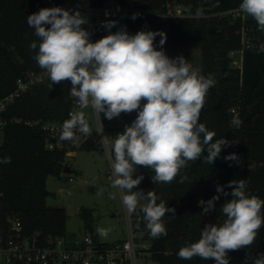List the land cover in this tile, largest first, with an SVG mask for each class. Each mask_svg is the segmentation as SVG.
Returning <instances> with one entry per match:
<instances>
[{
	"label": "trees",
	"instance_id": "obj_1",
	"mask_svg": "<svg viewBox=\"0 0 264 264\" xmlns=\"http://www.w3.org/2000/svg\"><path fill=\"white\" fill-rule=\"evenodd\" d=\"M67 0H0V101L14 92L18 80L29 73H42L32 50L33 41L39 43L34 30L27 24V17L41 8L60 7ZM124 3V0H121ZM242 0H137L135 12L126 20L130 34L138 31L166 33L163 46L161 37L156 36L157 49L199 50L202 54V74H211L216 84L206 97L200 122L215 139L225 138L233 142L223 148L220 156L209 165L203 157L180 170L171 183H153L152 170L144 171V179L133 189L145 195L151 191L163 202L175 208V216L167 213L162 219L166 236L153 238V257L161 264H215L200 258L180 259L179 250L200 238L202 228L209 223H221L225 217L221 206L232 197L220 195L215 201L216 209L202 214L201 199L207 201L217 193V185L224 190L232 181L236 161L225 159L235 153L243 167L247 180V193L264 199V53L258 49L264 44V31L251 17L245 22L228 12L239 9ZM190 8L193 15L169 17V8ZM133 14L137 15L135 20ZM50 27V25L48 26ZM84 27V26H83ZM246 28L250 46L244 49L242 67L233 64L232 51L243 48L242 29ZM119 29H112L116 32ZM109 34L97 35L95 41ZM75 97L71 95L70 81L51 85L50 78L31 86L17 97L2 113L8 120L4 129V140L0 145V158L11 157V163H0V239L11 232L9 219L18 216L22 220L27 236L37 235L43 243L61 236H69L67 230L69 215L63 206H50L47 199L51 192L47 188L50 176L62 177L65 170L67 149H50L48 130L43 126L50 122H64L69 119ZM137 112L121 113L108 120L100 114L107 131L125 130L136 118ZM242 121L239 127L232 123L234 117ZM21 119L22 121H16ZM37 120L40 126L26 121ZM213 141V142H214ZM80 149L95 151L101 149L97 132H93ZM203 155H207L205 151ZM181 177H185L181 183ZM80 217L88 230L93 231L94 212L82 208ZM135 224L146 228L143 213L137 209L132 214ZM264 253V225L259 230L254 245L237 251H230L229 264H245L250 255L253 258ZM251 264V260H249Z\"/></svg>",
	"mask_w": 264,
	"mask_h": 264
},
{
	"label": "clouds",
	"instance_id": "obj_2",
	"mask_svg": "<svg viewBox=\"0 0 264 264\" xmlns=\"http://www.w3.org/2000/svg\"><path fill=\"white\" fill-rule=\"evenodd\" d=\"M239 11L255 20L258 29L264 31V0H242ZM139 14H133L135 20ZM88 18L79 10L61 7L41 8L27 17V24L34 30L39 43L30 44L37 50L34 59L45 70L51 85L70 81L71 95L77 98L80 109L91 108L108 120L121 113L137 112L135 120L114 138L109 154L111 187L125 192L122 201L129 214L143 213L146 228L152 238L167 235L163 217L175 216V208L157 203L158 197L149 191H133L144 179L134 177L136 166L150 168L155 174L153 183H171L187 167L203 157L209 165L220 156L223 148L233 142L225 138L215 139V133L200 122V115L209 90L215 86V78L201 74L183 56L170 58L162 49L157 50L154 41L164 32L138 31L130 34L126 27L111 32L116 21L107 20L103 26L109 34L93 42L90 32L83 27ZM50 25V27H48ZM264 53V44L258 49ZM63 122L61 139L75 141L77 132L91 134L86 113L82 110L69 114ZM232 123L237 127L242 121L238 116ZM214 141V142H213ZM207 155H203L204 152ZM228 161L239 163V157L229 154ZM0 163H11V157L0 158ZM181 177L180 182H184ZM224 186L217 185L218 195L198 203L202 214L216 209L219 194L231 196L220 208L225 219L221 223L206 224L200 238L177 253L183 260L212 259L215 264H229L228 253L255 244L259 230L264 225V199L249 195L247 180H233ZM101 192L103 189L100 190ZM111 199L116 193H109ZM147 198L148 203L140 205ZM109 229L97 228L101 237H107ZM264 264V253L246 258L245 264Z\"/></svg>",
	"mask_w": 264,
	"mask_h": 264
},
{
	"label": "built area",
	"instance_id": "obj_3",
	"mask_svg": "<svg viewBox=\"0 0 264 264\" xmlns=\"http://www.w3.org/2000/svg\"><path fill=\"white\" fill-rule=\"evenodd\" d=\"M116 0H67L61 8L67 10H79L82 15L88 18V23L84 27L90 32V39L95 42L97 35H104L107 30L103 24L107 20L118 22L120 19H126L135 12V8H124L122 5H116ZM120 4H123L120 1ZM235 18H241L243 22L247 20V15L234 9L228 12ZM164 16H189L193 15L190 8L177 7L169 8ZM112 30V29H111ZM243 48L238 51H232L231 57L233 64L242 67L244 49L250 46L247 30L242 29ZM46 71L42 73H29L25 78L18 80L16 90L0 101V133L4 134V129L8 120L2 116V113L9 105L22 93L27 91L31 86L43 82L48 78ZM84 111L89 121L91 134L97 132L98 142L101 149L107 151L108 161L109 154L112 150L114 138L123 133L124 130L107 131L102 123L100 115L96 114L89 107L80 109L77 98L69 114L75 111ZM70 119V115H69ZM16 121L21 122V119ZM29 125L40 126L37 120L26 121ZM63 122H50L43 124L48 130L50 138L48 147L50 149H71V147L82 146L90 135H83L77 132L75 141L62 140L61 129ZM110 133V135H109ZM2 144V143H1ZM0 144V145H1ZM110 163V162H109ZM111 166V164H110ZM111 178L112 169H111ZM110 177V176H109ZM72 181L73 178L71 177ZM126 194L122 192V195ZM3 192L0 190V196ZM127 215V237L114 242L102 243L93 235L84 237L71 238L69 236L56 237L47 243H43L39 236H27L24 233L22 220L18 216L9 219L11 232L5 239H0V264H161L153 257L152 245L153 238L147 228L140 224H135L132 214Z\"/></svg>",
	"mask_w": 264,
	"mask_h": 264
},
{
	"label": "rangeland",
	"instance_id": "obj_4",
	"mask_svg": "<svg viewBox=\"0 0 264 264\" xmlns=\"http://www.w3.org/2000/svg\"><path fill=\"white\" fill-rule=\"evenodd\" d=\"M116 0V5L124 8H134L137 0ZM126 24V19H120L112 29H120ZM160 50V49H157ZM170 58L183 56L194 68L201 70L202 54L199 50L163 49ZM110 135V133H109ZM4 135L0 133V144ZM72 152L73 154H69ZM67 153L65 165L72 171L64 172L62 177L50 176L47 188L51 192L47 202L50 206H63L69 215L67 230L69 237H84L93 235L102 243L114 242L127 237L126 207L122 201V192L111 187V166L108 161L107 151L98 149L88 151L78 147H71ZM150 168L136 166L135 174L149 171ZM110 176V177H109ZM73 178L71 181L70 178ZM244 179L241 163L234 170L233 180ZM103 189L101 192L100 190ZM115 192L116 198L111 199L109 193ZM140 205L148 203L147 198L140 200ZM82 208L92 209L94 212L93 231L86 228L84 220L80 217ZM139 209V207H138ZM97 228L109 229L107 237H101Z\"/></svg>",
	"mask_w": 264,
	"mask_h": 264
},
{
	"label": "water",
	"instance_id": "obj_5",
	"mask_svg": "<svg viewBox=\"0 0 264 264\" xmlns=\"http://www.w3.org/2000/svg\"><path fill=\"white\" fill-rule=\"evenodd\" d=\"M71 171H72V170H71L68 166L65 167L64 172H71Z\"/></svg>",
	"mask_w": 264,
	"mask_h": 264
},
{
	"label": "crops",
	"instance_id": "obj_6",
	"mask_svg": "<svg viewBox=\"0 0 264 264\" xmlns=\"http://www.w3.org/2000/svg\"><path fill=\"white\" fill-rule=\"evenodd\" d=\"M69 154H73V153H72V152H69L68 155H69Z\"/></svg>",
	"mask_w": 264,
	"mask_h": 264
}]
</instances>
